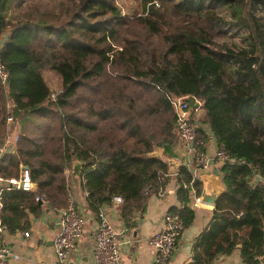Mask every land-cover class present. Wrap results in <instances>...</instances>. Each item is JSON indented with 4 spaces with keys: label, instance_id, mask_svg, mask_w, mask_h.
Masks as SVG:
<instances>
[{
    "label": "trees",
    "instance_id": "trees-1",
    "mask_svg": "<svg viewBox=\"0 0 264 264\" xmlns=\"http://www.w3.org/2000/svg\"><path fill=\"white\" fill-rule=\"evenodd\" d=\"M35 1L45 6L39 22L7 17L8 0H0L2 58L9 70L7 85L0 81V145L9 129L19 128L15 149L0 157V173L17 177L22 163L36 183L35 190H4L5 211H38V194L52 208L68 205L64 169L79 160L73 171L81 176L86 207L97 217L118 195L121 218L134 225L144 188L167 184L162 157L177 156L180 141L171 97L186 95L192 121L207 124L219 148L244 160L221 165L224 191L212 222L196 238L194 264H212L238 244L243 261L257 263L264 252V185L255 178L264 173V0H157L159 6L143 0L138 15L121 12L116 0ZM225 28L239 41L217 42ZM22 29L55 35L47 43L63 50L69 72L54 99L48 91L38 103L15 106L19 118L8 128L14 65L8 42ZM197 135L205 147L203 126ZM176 176L185 204L170 211L185 226L193 210L183 184L192 173L182 164ZM192 185L198 193L201 181ZM1 220L9 223V214Z\"/></svg>",
    "mask_w": 264,
    "mask_h": 264
},
{
    "label": "crops",
    "instance_id": "crops-1",
    "mask_svg": "<svg viewBox=\"0 0 264 264\" xmlns=\"http://www.w3.org/2000/svg\"><path fill=\"white\" fill-rule=\"evenodd\" d=\"M37 32V31H36ZM5 35L0 39L3 42ZM55 40L56 36L49 37L42 31L31 34L30 30H19L8 42L13 50V86L11 99L7 105V113L13 116V122L8 123L12 128L18 118L14 107H23L40 102L47 96V92H59L64 87L65 77L68 76L69 64L63 55V50L50 46L47 40ZM196 125L203 126L208 134L205 141V150L212 160L211 166L202 172L211 173L218 170V177L222 186V171L220 161L215 160V151L218 147L215 137L211 134L207 124L198 120ZM9 137L13 139L19 128L9 129ZM177 159L181 164L180 147L175 148ZM161 154V150L156 151ZM164 157V156H163ZM168 157V156H166ZM64 173L69 187V202L85 207L86 217L82 236L70 255V264H93L94 228L97 223L96 215L86 207V192L82 188L81 176L72 168H65ZM200 177V175H199ZM198 179L200 180V178ZM201 181V180H200ZM166 195L159 197L154 189L146 194L142 211L133 216L134 225L128 226L120 216V202L113 201L104 204L102 209L110 217L117 228H123L125 235L120 244L122 264H150L152 247L150 236L162 226V215L171 208L182 207L185 203L177 192V184H166ZM36 189V184L34 185ZM202 189V182H201ZM200 189V191H201ZM200 191L198 195H200ZM196 195L190 190L187 205L193 210V218L184 226L177 246L175 247L168 264H194L193 247L197 236L207 228L213 220V205L199 202L195 204ZM39 204V201H38ZM40 209L33 211L29 207L22 208L21 212L12 214L0 211V240L3 241L18 258L13 264H55L53 240L58 232L57 209L48 206L47 202L39 204ZM1 214H9L10 222H2ZM27 231L26 235L24 232ZM264 253V252H263ZM262 255V254H261ZM260 255V256H261ZM213 264H246L240 256L239 246L229 254L218 255ZM255 264H264L259 257Z\"/></svg>",
    "mask_w": 264,
    "mask_h": 264
},
{
    "label": "built area",
    "instance_id": "built-area-1",
    "mask_svg": "<svg viewBox=\"0 0 264 264\" xmlns=\"http://www.w3.org/2000/svg\"><path fill=\"white\" fill-rule=\"evenodd\" d=\"M156 6H159L157 0L153 1ZM9 70L2 58V45L0 44V81L5 86L8 83ZM58 92H52L50 98L54 99ZM171 102L174 107L176 115V125L179 133L180 156L182 158L181 164L186 165L191 173L192 178L188 183H184L185 187L196 192L195 187L192 185L193 181L199 177L202 171L207 170L212 160L204 147V141L197 135L195 128L196 123L191 119V109L187 101L186 95L173 96ZM13 116L8 114L6 122L12 123ZM18 133L13 139H10L9 132L6 133L3 143L0 145V157L6 151H13L15 149ZM215 160L222 163H243L244 160L234 156H230L225 150L217 147L215 151ZM20 173L15 176H4L0 173V211L3 207V192L6 189H24L31 190L36 184L30 175L29 168L20 163ZM169 174V173H168ZM264 185V173L255 176ZM254 178V179H255ZM178 184V178L175 174H170L167 184ZM150 188L145 187L144 193L148 194ZM166 187H160L155 192L159 197L166 195ZM35 199L41 202H47L42 195H36ZM115 202H120L121 197L115 195L113 197ZM195 204L200 201L198 193L194 199ZM85 206V205H84ZM76 205L70 202L64 207L57 209V224L58 232L53 240V247L55 252V264H70V255L76 248L86 221L84 215L85 207ZM97 223L94 228V251H93V264H122L120 257V244L125 235L123 228H117L111 221L107 213L101 208L97 214ZM1 229V228H0ZM184 229L183 219L177 212L166 211L162 215V226L156 230L149 238V243L152 247V259L150 264H168L170 257L177 246L181 233ZM26 235L27 231L24 232ZM18 255L11 251V249L0 240V264H13ZM213 264V263H212Z\"/></svg>",
    "mask_w": 264,
    "mask_h": 264
},
{
    "label": "rangeland",
    "instance_id": "rangeland-1",
    "mask_svg": "<svg viewBox=\"0 0 264 264\" xmlns=\"http://www.w3.org/2000/svg\"><path fill=\"white\" fill-rule=\"evenodd\" d=\"M17 1L18 0H8L5 10L7 17L14 18L15 20L21 19V17H30L35 21H29V22H36V21L39 22L37 18H40L41 15H43L44 13L43 9L45 8L44 5H41L39 2L35 0H29L24 4L17 6ZM116 3L119 5L121 12H123L124 14L127 13L129 15H134V14L138 15L142 13L144 10L143 0H116ZM47 36L53 37V35H47ZM71 39L73 38L70 37L68 41H70ZM236 40L239 41V37L237 35L231 36L230 31L226 30V28L221 30L216 36V41L219 43L224 41L230 43L231 41H236ZM68 44L70 45L74 43L68 42ZM93 49L101 50L103 48L101 46H97V47H93ZM51 93L52 92H50V94ZM9 101L10 99L8 100V103Z\"/></svg>",
    "mask_w": 264,
    "mask_h": 264
},
{
    "label": "water",
    "instance_id": "water-1",
    "mask_svg": "<svg viewBox=\"0 0 264 264\" xmlns=\"http://www.w3.org/2000/svg\"><path fill=\"white\" fill-rule=\"evenodd\" d=\"M196 130L198 125H195ZM162 160L167 164V172L169 174L178 173L180 162L173 157H162ZM81 166L79 160H74L73 169H77ZM200 180L202 182V189L200 191L199 199L205 204L213 205L219 195L224 191V187L221 184V181L218 177V170L213 169L211 173L202 172L200 174ZM41 201H39V204ZM238 246H240L238 244ZM260 260L264 263V253L260 256Z\"/></svg>",
    "mask_w": 264,
    "mask_h": 264
}]
</instances>
